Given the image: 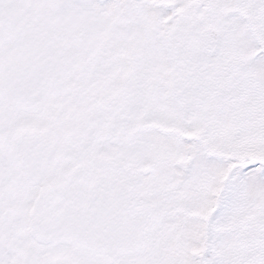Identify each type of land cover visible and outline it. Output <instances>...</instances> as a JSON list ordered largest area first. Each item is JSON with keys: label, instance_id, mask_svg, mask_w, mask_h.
Wrapping results in <instances>:
<instances>
[{"label": "snow or ice", "instance_id": "1", "mask_svg": "<svg viewBox=\"0 0 264 264\" xmlns=\"http://www.w3.org/2000/svg\"><path fill=\"white\" fill-rule=\"evenodd\" d=\"M0 264H264V0H0Z\"/></svg>", "mask_w": 264, "mask_h": 264}]
</instances>
